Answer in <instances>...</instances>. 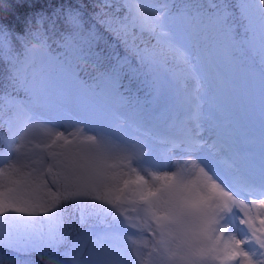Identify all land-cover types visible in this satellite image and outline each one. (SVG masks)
Listing matches in <instances>:
<instances>
[{
    "label": "snow or ice",
    "instance_id": "6c2138e0",
    "mask_svg": "<svg viewBox=\"0 0 264 264\" xmlns=\"http://www.w3.org/2000/svg\"><path fill=\"white\" fill-rule=\"evenodd\" d=\"M264 264V0H0V264Z\"/></svg>",
    "mask_w": 264,
    "mask_h": 264
},
{
    "label": "trees",
    "instance_id": "16d2710c",
    "mask_svg": "<svg viewBox=\"0 0 264 264\" xmlns=\"http://www.w3.org/2000/svg\"><path fill=\"white\" fill-rule=\"evenodd\" d=\"M5 264H7V260L5 259ZM40 264H47V261L42 260Z\"/></svg>",
    "mask_w": 264,
    "mask_h": 264
}]
</instances>
